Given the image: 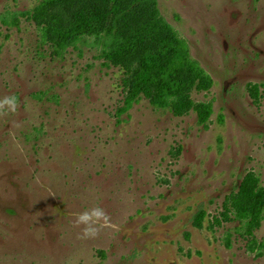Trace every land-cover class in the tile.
<instances>
[{
  "label": "rangeland",
  "instance_id": "1",
  "mask_svg": "<svg viewBox=\"0 0 264 264\" xmlns=\"http://www.w3.org/2000/svg\"><path fill=\"white\" fill-rule=\"evenodd\" d=\"M40 1L0 0V99L18 101L0 114V264H264V220L253 252L233 215L264 187V0H158L214 79L190 91L206 126L146 98L119 114L130 77L92 40L57 55L31 19L2 22ZM95 206L110 226L80 239Z\"/></svg>",
  "mask_w": 264,
  "mask_h": 264
},
{
  "label": "trees",
  "instance_id": "2",
  "mask_svg": "<svg viewBox=\"0 0 264 264\" xmlns=\"http://www.w3.org/2000/svg\"><path fill=\"white\" fill-rule=\"evenodd\" d=\"M69 1L41 0L33 9L8 12L1 20L17 26L21 17L31 19L57 55L92 40L106 63L123 67L130 77L119 114L146 98L176 115L191 107L198 121L207 125L213 104L195 102L190 91H209L214 79L192 57L188 41L163 16L158 0H77L80 7L67 18L58 9ZM248 198L233 205V215L254 252L255 232L264 220V187L257 184ZM205 215L203 211L195 216L196 227H203Z\"/></svg>",
  "mask_w": 264,
  "mask_h": 264
},
{
  "label": "clouds",
  "instance_id": "3",
  "mask_svg": "<svg viewBox=\"0 0 264 264\" xmlns=\"http://www.w3.org/2000/svg\"><path fill=\"white\" fill-rule=\"evenodd\" d=\"M18 101L15 96H5L0 99V114L7 112L15 113ZM74 225L83 226L78 238L91 239L99 235L101 229L110 226V217L105 210L99 206L92 207L76 215Z\"/></svg>",
  "mask_w": 264,
  "mask_h": 264
}]
</instances>
